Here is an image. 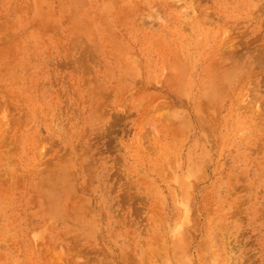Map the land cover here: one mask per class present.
<instances>
[{"label":"rangeland","instance_id":"1","mask_svg":"<svg viewBox=\"0 0 264 264\" xmlns=\"http://www.w3.org/2000/svg\"><path fill=\"white\" fill-rule=\"evenodd\" d=\"M0 264H264V0H0Z\"/></svg>","mask_w":264,"mask_h":264}]
</instances>
